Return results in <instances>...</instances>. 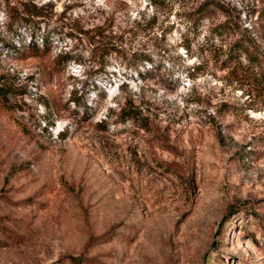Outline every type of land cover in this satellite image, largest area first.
Instances as JSON below:
<instances>
[{"label":"rangeland","instance_id":"obj_1","mask_svg":"<svg viewBox=\"0 0 264 264\" xmlns=\"http://www.w3.org/2000/svg\"><path fill=\"white\" fill-rule=\"evenodd\" d=\"M31 1L0 0V264H264V0Z\"/></svg>","mask_w":264,"mask_h":264},{"label":"trees","instance_id":"obj_2","mask_svg":"<svg viewBox=\"0 0 264 264\" xmlns=\"http://www.w3.org/2000/svg\"><path fill=\"white\" fill-rule=\"evenodd\" d=\"M6 2L9 5H12L13 7L16 6V8H18L17 4L20 3L19 5L22 7L21 10L23 11L24 19L35 18V17L40 16L41 14V11H39L40 8L37 7L35 2H32L31 0H6ZM210 8L222 9L223 5L219 4L215 0H204L200 6V9L204 15L209 14ZM263 12H264V9H263ZM41 41H42L41 44L43 46H41L40 44H37L35 40L32 41L30 39V45L28 48V52L30 53V56H37V57L40 56L41 57V56H46L49 54L51 50V48L49 47L51 43V39L49 35L45 34L41 38ZM248 45L252 47V44L250 42L248 43ZM247 52L251 59L256 60L254 63L258 64L259 66H264V58H259L256 54H253L252 51L250 52L247 50ZM71 59L72 57H71L70 52L61 51L60 54L57 55L54 68L60 66L63 63H68L69 61H71ZM6 92H7L6 89L0 87V101L5 103V105L9 103ZM122 110H123L122 116H124L125 119L127 118L132 119L135 123L140 124V126L147 127V124H146L147 119L141 116V112L138 110V108L134 105L132 101L127 102L126 106L122 108Z\"/></svg>","mask_w":264,"mask_h":264}]
</instances>
